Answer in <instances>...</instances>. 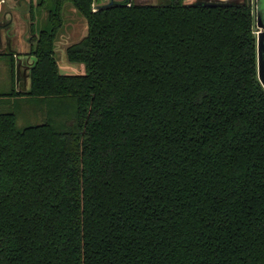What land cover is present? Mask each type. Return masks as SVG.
I'll return each mask as SVG.
<instances>
[{
  "label": "trees",
  "instance_id": "16d2710c",
  "mask_svg": "<svg viewBox=\"0 0 264 264\" xmlns=\"http://www.w3.org/2000/svg\"><path fill=\"white\" fill-rule=\"evenodd\" d=\"M94 2L39 1L48 28L30 89L0 95L44 113L23 129L0 114V264H264V90L248 3L92 13ZM65 3L87 23L64 52L80 76L54 58Z\"/></svg>",
  "mask_w": 264,
  "mask_h": 264
},
{
  "label": "rangeland",
  "instance_id": "374dc122",
  "mask_svg": "<svg viewBox=\"0 0 264 264\" xmlns=\"http://www.w3.org/2000/svg\"><path fill=\"white\" fill-rule=\"evenodd\" d=\"M118 1H124V0H118ZM218 4H242L244 0H215ZM261 3L264 4V0H261ZM135 4L141 5V4H148V5H162L161 0H135ZM62 19H63V28L61 30V36L65 37L68 44H75L78 43L85 35L86 31V21L84 17H81L79 13L73 8V6L70 3H65L62 8ZM29 21V20H28ZM42 22L39 23V28H48V22H46V19L41 20ZM252 27V26H251ZM254 30L252 27V36L254 34ZM64 49L61 47L60 49H57L55 53V60L57 62V65H59L60 68V74L61 75H77L80 76L84 74L85 68L83 65L76 66L69 64L66 61ZM7 64H9L8 60L6 59ZM8 67V66H7ZM3 71H0V76H2ZM4 76V75H3ZM4 78V77H3ZM13 78V80H12ZM4 81L6 82H0V95L5 94L8 91H14L15 92V82H14V75L10 74V69L8 68L5 74ZM21 84L23 85V88H25V91H28L30 89V81L29 79L26 80V83L24 80H21ZM20 84V85H21ZM25 86V87H24ZM5 98L1 97L0 99ZM7 100L0 101V114L5 112H12L16 114V124L17 128L23 129L28 126H34L36 124H42L44 122V113L43 108L38 102H26L25 100L15 101L14 99L6 97ZM19 104V105H18ZM18 105V106H17Z\"/></svg>",
  "mask_w": 264,
  "mask_h": 264
},
{
  "label": "crops",
  "instance_id": "0c3cea01",
  "mask_svg": "<svg viewBox=\"0 0 264 264\" xmlns=\"http://www.w3.org/2000/svg\"><path fill=\"white\" fill-rule=\"evenodd\" d=\"M193 2L217 3L215 0H193ZM31 3L34 4V0H0V71H3L0 82H5L4 78L8 69L6 59L8 60L7 56L12 55L16 92H24L25 88L22 89L21 84L22 77L29 73V68L35 62V58L29 56L31 41L28 34V20H30ZM17 73H19L18 78H16Z\"/></svg>",
  "mask_w": 264,
  "mask_h": 264
},
{
  "label": "flooded vegetation",
  "instance_id": "af4514ba",
  "mask_svg": "<svg viewBox=\"0 0 264 264\" xmlns=\"http://www.w3.org/2000/svg\"><path fill=\"white\" fill-rule=\"evenodd\" d=\"M39 1H41V0H34L35 3L34 4L31 3V10L29 13L30 20L28 21V34L30 36V41H31V49H30L31 51L29 54L30 57H32L31 52H32V48L35 46V39L38 37V30H41L39 28V23L42 22L41 20H43V19L47 20L46 12L38 7ZM176 2H180L182 5H184L186 7L197 6L198 4H203V3L193 2V0H189V1L188 0H161V3H163V4L157 5V6L163 7V5H168L167 7H170L173 5V3H176ZM244 3H248V5L250 7V11L252 12V27H253V30L255 31V34H253V36H254V40L256 43V54H255L256 75L258 77V80H259V75H258L259 59H258V52H257V44H258V41L261 43L259 56L261 59V75H262V79L264 81V4L261 3V0H244V2L242 4H244ZM110 4L112 6L113 5H127L128 7L131 5H135V6L148 5V4H141V5L135 4V0H124L122 2L118 1V0H96V3L94 2V4L92 5L91 12L92 13L97 12V10L99 8H104L105 6L110 5ZM237 5H241V4H237ZM237 5H235V6H237ZM148 6L157 7L154 5H148ZM22 9L23 8H21V10ZM61 17H62V13H61ZM63 25H64V23H63ZM62 28H61V30H62ZM61 30H60L59 35H58V37L54 43L55 53H56L57 49H60L61 47L64 49L63 52H65L66 48L74 45V44H68L66 38L64 36L63 37L61 36ZM85 32L86 33H85L84 37H86L88 34L87 23H86V31ZM75 44H77V43H75ZM32 67L29 68V72L32 69ZM263 89H264V86H263Z\"/></svg>",
  "mask_w": 264,
  "mask_h": 264
},
{
  "label": "water",
  "instance_id": "95a60500",
  "mask_svg": "<svg viewBox=\"0 0 264 264\" xmlns=\"http://www.w3.org/2000/svg\"><path fill=\"white\" fill-rule=\"evenodd\" d=\"M95 3H96V0H95ZM168 5H163V7H167ZM197 6H206V7H221V6H233L232 4H215V3H208V2H205V4H198ZM112 7V5H107L104 7L105 8H110ZM260 46H261V43L258 41V44H257V52H258V59H259V69H258V75H259V83L263 89V86H264V81L262 79V75H261V59H260ZM76 66H79V65H76ZM19 76V73L16 74V78H18ZM22 79L24 80V82L26 83V80L29 79V74H26L25 77H22ZM264 90V89H263Z\"/></svg>",
  "mask_w": 264,
  "mask_h": 264
},
{
  "label": "built area",
  "instance_id": "2783aa9c",
  "mask_svg": "<svg viewBox=\"0 0 264 264\" xmlns=\"http://www.w3.org/2000/svg\"><path fill=\"white\" fill-rule=\"evenodd\" d=\"M255 32V31H254ZM255 34V33H254Z\"/></svg>",
  "mask_w": 264,
  "mask_h": 264
}]
</instances>
